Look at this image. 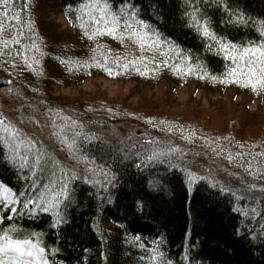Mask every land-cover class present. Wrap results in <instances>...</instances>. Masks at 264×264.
<instances>
[{
    "label": "trees",
    "instance_id": "16d2710c",
    "mask_svg": "<svg viewBox=\"0 0 264 264\" xmlns=\"http://www.w3.org/2000/svg\"><path fill=\"white\" fill-rule=\"evenodd\" d=\"M0 73L78 168L53 175L0 108V182L11 188L0 204L16 197L18 209L0 206V236L44 248L27 262L264 264V119H243L242 128H262L253 137L238 140L228 126L227 136L204 138L172 124L166 132L157 114L117 101L51 94L105 76L263 99L264 0H0ZM128 121L143 129L133 139L144 150L119 145L117 124ZM199 153L245 184L192 176L188 162Z\"/></svg>",
    "mask_w": 264,
    "mask_h": 264
},
{
    "label": "rangeland",
    "instance_id": "374dc122",
    "mask_svg": "<svg viewBox=\"0 0 264 264\" xmlns=\"http://www.w3.org/2000/svg\"><path fill=\"white\" fill-rule=\"evenodd\" d=\"M50 16L61 24V28L69 27V23L60 11H50ZM10 85L11 82L0 87V108L32 139L37 150L38 162L45 164L56 177V173L61 172L77 173L78 168L74 160H69L54 147L49 129L40 114L35 111L33 104L21 97ZM51 94L79 102L89 99L94 103L100 98L117 101L135 109L139 114H157L155 118L161 121V127L166 132H171L172 128L179 126V128L195 130L204 138L221 134L227 136L229 130L226 127L228 126H231L232 131L238 135L236 138L238 140L243 136L249 138L248 134H252L251 137H253L260 133L262 128L258 124L242 128L243 119L245 117L250 120L256 119L257 123H261L264 119V98L249 100L243 93H235L233 90L225 93L209 92L196 88L193 84L171 86L170 83L163 82L150 86L134 80L94 76L85 78L78 84L54 85ZM171 124L173 127L168 129L167 127H171ZM117 130L123 140L119 143L121 147L130 151L143 149L139 138L133 139V134L140 135L143 130L139 124L132 121L123 122L117 124ZM181 132L183 134V131ZM188 169L192 176L203 175L217 178L235 188H242L245 184L235 172L226 169L219 161L204 154L199 153L191 157ZM0 200H3V194L0 195ZM3 242L4 240L0 238V244ZM27 247L29 245H25V248ZM25 255L29 260L28 257L31 255L27 253ZM37 256L41 257L38 252ZM0 264H19V261L6 252H0ZM27 264L32 263L27 262Z\"/></svg>",
    "mask_w": 264,
    "mask_h": 264
},
{
    "label": "snow or ice",
    "instance_id": "6c2138e0",
    "mask_svg": "<svg viewBox=\"0 0 264 264\" xmlns=\"http://www.w3.org/2000/svg\"><path fill=\"white\" fill-rule=\"evenodd\" d=\"M205 35H209V30L207 27L203 29ZM215 39V37H213ZM33 187L35 185H32ZM7 189L8 192H11V188L9 185L0 182V195L3 194V190ZM40 198H44V193L43 191L40 193ZM14 199L16 197H8L5 196L6 204H0V206L5 207L8 209L9 212H11L13 215L18 211V209L15 208L14 206ZM24 204L27 205L30 203V201L27 198H24ZM47 203V201H46ZM33 212L36 211V209H32ZM44 211H49V208H44ZM4 219L3 216H0V220ZM0 238L4 239V242L0 244V252H6L9 255H12L15 259L19 261V264H27V256L25 253L28 255H31L33 257H37V251H39L40 254L44 253V248L40 247V245L32 240H29L27 238L25 239H12L9 232L5 230L2 233V236ZM25 245H29V247L25 248ZM32 264H40L39 259H34ZM44 264H50L48 259L44 260Z\"/></svg>",
    "mask_w": 264,
    "mask_h": 264
},
{
    "label": "water",
    "instance_id": "95a60500",
    "mask_svg": "<svg viewBox=\"0 0 264 264\" xmlns=\"http://www.w3.org/2000/svg\"><path fill=\"white\" fill-rule=\"evenodd\" d=\"M9 82H10V79L7 76L0 73V87L6 86Z\"/></svg>",
    "mask_w": 264,
    "mask_h": 264
}]
</instances>
